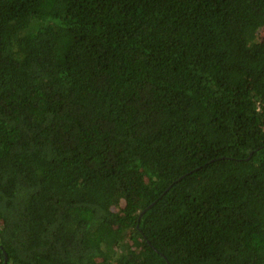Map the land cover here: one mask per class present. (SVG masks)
Wrapping results in <instances>:
<instances>
[{"label":"trees","instance_id":"16d2710c","mask_svg":"<svg viewBox=\"0 0 264 264\" xmlns=\"http://www.w3.org/2000/svg\"><path fill=\"white\" fill-rule=\"evenodd\" d=\"M261 29L264 0H0V264H264Z\"/></svg>","mask_w":264,"mask_h":264},{"label":"rangeland","instance_id":"374dc122","mask_svg":"<svg viewBox=\"0 0 264 264\" xmlns=\"http://www.w3.org/2000/svg\"><path fill=\"white\" fill-rule=\"evenodd\" d=\"M264 34V29H261L260 30V35H263Z\"/></svg>","mask_w":264,"mask_h":264},{"label":"water","instance_id":"95a60500","mask_svg":"<svg viewBox=\"0 0 264 264\" xmlns=\"http://www.w3.org/2000/svg\"><path fill=\"white\" fill-rule=\"evenodd\" d=\"M152 203H150L148 206H150Z\"/></svg>","mask_w":264,"mask_h":264}]
</instances>
